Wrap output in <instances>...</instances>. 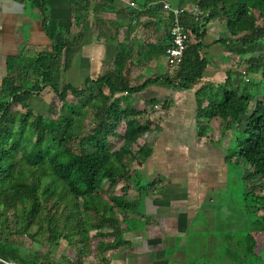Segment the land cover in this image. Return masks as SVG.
Returning a JSON list of instances; mask_svg holds the SVG:
<instances>
[{
	"label": "trees",
	"instance_id": "1",
	"mask_svg": "<svg viewBox=\"0 0 264 264\" xmlns=\"http://www.w3.org/2000/svg\"><path fill=\"white\" fill-rule=\"evenodd\" d=\"M18 1L31 4L44 20L47 17V0ZM163 2L180 10L192 40L181 62L169 65L172 71L162 81L154 78L140 87L131 86L125 73L132 55L119 51L112 70L84 80L78 88L61 85L58 57L66 44L57 42L46 27L50 52L8 59V74L0 87V258L17 264H49L25 247V238L40 246L58 247L60 241L65 242L71 257L62 256L50 264H109L104 252L120 245V224L133 212L127 191L135 187L141 195L146 189L139 184L136 167L147 161L151 149L139 140L145 141L157 126L145 110L130 106L127 98L148 85L158 83L174 90L198 86L197 118L220 120L225 125L234 144L227 152H235L249 169L243 178L249 192L256 187L264 191V98L253 100L250 93H241L264 85L262 56L248 59L244 72H227L219 86L199 84L208 65L201 54L207 24L212 20L221 24L227 37L217 42L225 47L264 45V0H139L138 8H129V14L138 16V11L152 4L151 12L159 14L169 34L172 17L165 15ZM194 8L208 12L200 41L194 38L199 31L197 22L187 15ZM87 11L85 6L78 12L75 26ZM168 47L169 40L167 45H156L146 59L165 57ZM258 72L261 80L254 78ZM46 89L53 97L45 117L34 114L30 101ZM148 105L152 109L169 104L152 100ZM120 125H124L123 133L117 132ZM118 183H123L121 191ZM105 228L109 231L102 233ZM107 237L112 241L100 240L93 252L92 240Z\"/></svg>",
	"mask_w": 264,
	"mask_h": 264
},
{
	"label": "crops",
	"instance_id": "2",
	"mask_svg": "<svg viewBox=\"0 0 264 264\" xmlns=\"http://www.w3.org/2000/svg\"><path fill=\"white\" fill-rule=\"evenodd\" d=\"M46 5L44 20L27 2L0 0V87L8 74L9 58L21 54L29 59L51 51L47 32L66 44L58 57L61 85H69L70 79H94L112 70L119 51L132 55L125 73L131 86L140 87L154 78L162 81L171 73L165 57L146 59L156 45H167L169 40L166 25L149 8L152 4L138 11V16L129 14L130 9L115 0L112 4L107 0H47ZM85 6L87 15L80 14L79 26H75V17ZM205 31L201 54L208 65L199 84L219 86L229 71L220 72L218 57L227 47L217 41L227 33L216 20L210 21ZM197 87L174 90L156 83L127 98L130 106L145 110L157 127L145 141L139 140L151 149L147 161L136 167L139 184L146 189L141 195L135 187L127 191L133 212L120 224V245L106 253L109 264H191L193 236L198 235L202 243L208 225L214 223L219 195L228 189L227 165L239 164L240 158L227 152L233 134L220 120L197 118ZM152 100L168 101L169 105L150 109ZM221 141L225 152L218 147ZM117 187L121 191L123 183ZM108 231L105 228L102 233ZM207 237L212 240L211 234ZM100 240L105 243L112 238L93 239V250Z\"/></svg>",
	"mask_w": 264,
	"mask_h": 264
},
{
	"label": "rangeland",
	"instance_id": "3",
	"mask_svg": "<svg viewBox=\"0 0 264 264\" xmlns=\"http://www.w3.org/2000/svg\"><path fill=\"white\" fill-rule=\"evenodd\" d=\"M252 13L258 18V13L255 10ZM259 56H262L264 60V45L255 44L244 48L240 44H231L229 47L222 49V55L218 57L220 59V72L222 75L230 70L233 72H244L246 61ZM254 78L261 80V72H258ZM82 81L84 79L77 82L74 79H70L68 83L73 88H78ZM262 81L264 82V79ZM95 93L96 91H92V94ZM241 93H250L253 100H261L264 98V85L258 84V89H247L244 92L241 90ZM208 95H211V93L206 96ZM52 97L53 93L48 89L39 96H34L30 101L34 114H41L45 117L49 116L48 106ZM71 100L72 97L69 101ZM252 108L253 105L251 104L249 110ZM17 110L22 111L19 108ZM217 124L213 121V128H217ZM123 130L124 125H120L117 128V132L119 133H123ZM216 134L218 135V133ZM235 135L236 137H240L239 132H236ZM213 139L215 138L213 137ZM220 145L218 144V147L222 152H225L226 149L223 146V141H221ZM233 146L234 144L231 143L229 149ZM227 166L229 175L227 192L224 191L219 195L218 206L220 207L217 210L218 212L214 213V223L208 225V231L202 243L198 235L193 236L192 245H190L189 263L264 264V200L261 201L260 198L257 199L256 197L264 198V191L262 192L256 187L254 192H249V183L243 179V176L247 174V170L249 169L241 161L237 165L232 162V164H228ZM236 175L237 178H233ZM239 175H242V179L238 178ZM209 234H211L212 240L207 237ZM23 243L32 253L42 255L45 263L57 262L62 256L71 257L70 249L64 241H60L58 247L46 244L40 246L36 243H31L25 238L23 239ZM200 248H203L204 253L201 252ZM95 251L94 249L93 252Z\"/></svg>",
	"mask_w": 264,
	"mask_h": 264
},
{
	"label": "built area",
	"instance_id": "4",
	"mask_svg": "<svg viewBox=\"0 0 264 264\" xmlns=\"http://www.w3.org/2000/svg\"><path fill=\"white\" fill-rule=\"evenodd\" d=\"M116 2L122 3L130 9H137V2L134 0H115ZM162 10L164 11L167 17H172L169 26V47L165 51V59L169 65L177 66L183 56L184 49L186 45L191 42L192 34L190 31V26L186 24L184 26V22L181 20L180 10L172 7L168 2L162 3ZM188 18L193 19L194 22H197V26L199 28L198 33L194 36V38H198L200 41L202 28L206 24V18L208 12L203 13L198 11L197 9H192L187 12ZM0 264H17L14 261L6 260L0 258Z\"/></svg>",
	"mask_w": 264,
	"mask_h": 264
}]
</instances>
